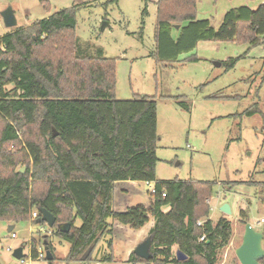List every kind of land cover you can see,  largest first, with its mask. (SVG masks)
I'll return each instance as SVG.
<instances>
[{"label": "trees", "instance_id": "obj_1", "mask_svg": "<svg viewBox=\"0 0 264 264\" xmlns=\"http://www.w3.org/2000/svg\"><path fill=\"white\" fill-rule=\"evenodd\" d=\"M196 2L157 0L151 53L157 62L177 61L201 41L264 44V3L227 10L215 28L196 17ZM76 10H60L0 36V220L15 222L46 209L56 219L53 235L70 245L66 259L83 264L106 234L121 227L137 232L151 223V258L131 252L128 263L216 264L232 229L225 217L215 224L209 218L213 183L156 179V101L115 97L116 58L81 47ZM256 111L254 104L244 113ZM27 155L32 169L15 170ZM126 181L155 182L148 205L115 209L116 193L131 192ZM38 219L33 220L45 224ZM64 223H70L67 232L57 227ZM106 245L102 260H115L113 240ZM173 248L187 258L178 261ZM32 257L37 258L33 251Z\"/></svg>", "mask_w": 264, "mask_h": 264}, {"label": "rangeland", "instance_id": "obj_2", "mask_svg": "<svg viewBox=\"0 0 264 264\" xmlns=\"http://www.w3.org/2000/svg\"><path fill=\"white\" fill-rule=\"evenodd\" d=\"M260 1L197 0L196 17L208 19L217 28L227 10L241 5L254 9ZM156 2L0 0V36L76 7L75 35L81 47L92 55L116 58L115 97L128 100L145 95L156 101V179L213 183L207 199L209 218L215 224L225 217L232 229L229 242L218 251L216 264H240L235 249L241 243L245 222L263 233L264 248V44L201 41L193 50L181 53L177 61L159 63L151 56ZM8 7L16 18V25L10 28L1 16ZM102 21L108 23L104 30L100 29ZM177 34L172 31L174 38ZM231 61L234 64L228 67ZM254 104L257 111L245 114ZM23 134H19L21 141L25 140ZM28 159L17 160L14 169L25 172L29 167L30 171ZM154 186L155 182L150 186L136 183L132 206L148 203ZM223 203L230 205V214L220 211ZM33 219L0 220V264H50L45 259L44 242L52 246V264H83L66 259L70 245L53 235L54 227ZM80 222L77 218L75 224ZM126 228L106 234L90 254L92 260L84 264H131L127 262L129 254L148 233L139 238L138 232ZM109 238L115 260L104 261ZM19 246L23 257L16 259L13 250ZM32 251L37 258L32 257ZM40 251L43 258H39ZM261 262L264 264V257Z\"/></svg>", "mask_w": 264, "mask_h": 264}, {"label": "water", "instance_id": "obj_3", "mask_svg": "<svg viewBox=\"0 0 264 264\" xmlns=\"http://www.w3.org/2000/svg\"><path fill=\"white\" fill-rule=\"evenodd\" d=\"M3 18V23L6 27H14L16 25V18L11 7L6 8L1 12ZM108 25L106 21H102L101 30ZM175 28H179V25H175ZM56 131L53 129V136H56ZM24 169L21 168L20 172H23ZM39 219L37 222H44L47 227L53 228L55 224V216L51 214L46 209L40 207L38 208ZM220 211L225 214L231 213V208L228 203H223L220 206ZM61 231L67 232L70 229V223L59 224L57 226ZM263 233L254 229L249 222H245L244 231L242 235V240L240 245L235 249V255L240 264H261V260L264 257V248L262 247ZM151 244L152 240L150 236H147L144 240L140 241L135 245L132 250V253L136 256L148 260L151 258ZM44 252L45 259L52 264L54 259L53 253L49 250L46 242H44ZM23 247L19 246L13 250V256L16 259H21L23 257ZM175 257L178 261H183L187 258V255L179 249L175 251Z\"/></svg>", "mask_w": 264, "mask_h": 264}, {"label": "crops", "instance_id": "obj_4", "mask_svg": "<svg viewBox=\"0 0 264 264\" xmlns=\"http://www.w3.org/2000/svg\"><path fill=\"white\" fill-rule=\"evenodd\" d=\"M260 3H264V0H262V1H260L259 2V4ZM258 4V5H259ZM257 5V6H258ZM245 6V5H244ZM256 6V7H257ZM255 7V8H256ZM2 36V35H1ZM127 183H122V184H125L126 186H128L129 187V189L131 190V192L129 191L128 193H126V194H121V193H118L119 194V196L117 197V193H116V195H115V209H117V210H123V209H125L126 208V206H131L132 205V198H133V195H135L136 193H137V190L135 189V187H134V185L136 184V183H142V181H126ZM127 199V200H126ZM120 200H123V202H122V204H119V202H117V201H120ZM128 201V202H127ZM149 201H150V198H149ZM149 204V202L148 203H146V204H144V205H148ZM13 228V226H10V229H12ZM150 228H151V223L150 224H148V225H145L144 227H142L139 231H137L138 233H137V236L139 237V238H143V236L144 235H146L148 232H149V230H150Z\"/></svg>", "mask_w": 264, "mask_h": 264}, {"label": "built area", "instance_id": "obj_5", "mask_svg": "<svg viewBox=\"0 0 264 264\" xmlns=\"http://www.w3.org/2000/svg\"><path fill=\"white\" fill-rule=\"evenodd\" d=\"M145 183H146L148 186H150V182H145ZM153 192H154V188L152 189L151 194H153ZM162 195L165 196L164 193H163ZM37 216H39V213H38L37 210H35V211H33V212L31 213V217H32V218H36ZM203 222H204V220H203V221L198 220V221H197V225H202ZM12 235H14V234L12 233ZM204 237H205L204 235L200 236V237H199V241L204 240ZM43 257H44V252H43V251H40V253H39V258H43Z\"/></svg>", "mask_w": 264, "mask_h": 264}]
</instances>
